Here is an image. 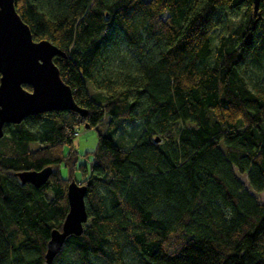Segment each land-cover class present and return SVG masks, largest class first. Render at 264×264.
I'll list each match as a JSON object with an SVG mask.
<instances>
[{
  "label": "trees",
  "instance_id": "trees-1",
  "mask_svg": "<svg viewBox=\"0 0 264 264\" xmlns=\"http://www.w3.org/2000/svg\"><path fill=\"white\" fill-rule=\"evenodd\" d=\"M15 5L87 115L5 125L0 264H46L77 174L89 221L52 264H264V0ZM103 123L81 164L78 129ZM49 167L40 188L17 178Z\"/></svg>",
  "mask_w": 264,
  "mask_h": 264
},
{
  "label": "water",
  "instance_id": "water-1",
  "mask_svg": "<svg viewBox=\"0 0 264 264\" xmlns=\"http://www.w3.org/2000/svg\"><path fill=\"white\" fill-rule=\"evenodd\" d=\"M257 12L261 0H252ZM65 53L49 40L35 41L30 27L17 11L15 0H0V139L8 124L19 125L33 115L52 111H72L86 116L75 101L55 64ZM28 85L32 91L24 88ZM90 128V125H86ZM53 169L17 174L22 184L45 185ZM87 187L73 180L68 186L69 212L61 230L51 233L46 264H52L70 236H81L89 221Z\"/></svg>",
  "mask_w": 264,
  "mask_h": 264
},
{
  "label": "rangeland",
  "instance_id": "rangeland-1",
  "mask_svg": "<svg viewBox=\"0 0 264 264\" xmlns=\"http://www.w3.org/2000/svg\"><path fill=\"white\" fill-rule=\"evenodd\" d=\"M105 124L97 126V128H86V126H81L78 129L77 139L75 141V148L80 154V163H88L86 157L84 156L87 152H92L96 149L98 143V131H105ZM32 147H37L32 145ZM61 173L64 178H68V170L65 167H61ZM78 183L82 181L80 174H77L76 179ZM245 180V178H243ZM260 200L264 203V192L260 194Z\"/></svg>",
  "mask_w": 264,
  "mask_h": 264
}]
</instances>
